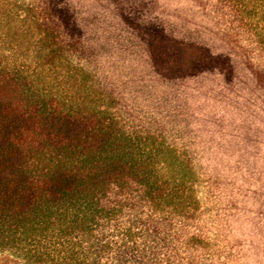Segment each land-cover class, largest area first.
Listing matches in <instances>:
<instances>
[{"label":"trees","instance_id":"1","mask_svg":"<svg viewBox=\"0 0 264 264\" xmlns=\"http://www.w3.org/2000/svg\"><path fill=\"white\" fill-rule=\"evenodd\" d=\"M264 0H0V264H264Z\"/></svg>","mask_w":264,"mask_h":264},{"label":"rangeland","instance_id":"2","mask_svg":"<svg viewBox=\"0 0 264 264\" xmlns=\"http://www.w3.org/2000/svg\"><path fill=\"white\" fill-rule=\"evenodd\" d=\"M260 23H262V25H264V21H261Z\"/></svg>","mask_w":264,"mask_h":264}]
</instances>
